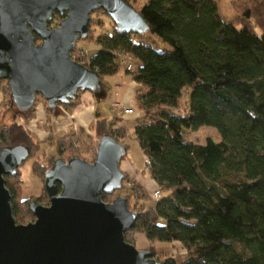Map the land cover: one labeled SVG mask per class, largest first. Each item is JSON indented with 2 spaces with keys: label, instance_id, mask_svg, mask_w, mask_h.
Returning <instances> with one entry per match:
<instances>
[{
  "label": "trees",
  "instance_id": "1",
  "mask_svg": "<svg viewBox=\"0 0 264 264\" xmlns=\"http://www.w3.org/2000/svg\"><path fill=\"white\" fill-rule=\"evenodd\" d=\"M219 1L148 0L135 10L147 33L113 27L97 37L98 52L75 60L100 79L116 73L119 56L133 62L126 73L139 86L135 99L144 111L133 136L159 196L151 208L135 211L134 225L123 236L130 243L127 233L137 231L149 242H176L185 250L177 263L149 248L160 264H264V0H241V17L229 21L219 17ZM183 95L184 109L174 111ZM203 126L214 128L219 141L184 138ZM92 127L116 141L121 130L110 128L98 110ZM0 143L31 150L33 139L13 123L0 132ZM77 143L92 146L72 131L58 140L75 148ZM12 178L4 177L5 187L18 220L21 180L15 185ZM107 195H101L103 202ZM18 199L31 216L28 200Z\"/></svg>",
  "mask_w": 264,
  "mask_h": 264
},
{
  "label": "water",
  "instance_id": "2",
  "mask_svg": "<svg viewBox=\"0 0 264 264\" xmlns=\"http://www.w3.org/2000/svg\"><path fill=\"white\" fill-rule=\"evenodd\" d=\"M99 10L119 32L149 31L123 0H0V81L7 82L19 112L31 109L37 96L55 110L79 91L101 90L100 76L71 59L75 43L88 34L90 15ZM55 13L64 18L50 29ZM28 150L22 145L0 150V264H160L124 240L137 218L125 198L101 200L121 188L123 145L102 135L92 163L56 159L44 172L49 205L30 201L35 220L16 224L4 177L15 175Z\"/></svg>",
  "mask_w": 264,
  "mask_h": 264
},
{
  "label": "rangeland",
  "instance_id": "3",
  "mask_svg": "<svg viewBox=\"0 0 264 264\" xmlns=\"http://www.w3.org/2000/svg\"><path fill=\"white\" fill-rule=\"evenodd\" d=\"M128 1L134 10H139L148 0ZM240 2L241 0H220L217 3V9L221 20L229 21L239 19L241 17V8L243 6L242 3L240 4ZM62 19L63 17L57 14L53 15L47 25L48 28L55 29L59 27ZM90 19L91 22L89 23L90 25L88 24V34L86 38L77 41L72 50L71 59L73 61L76 60L82 63L80 61L81 58L78 50H82L87 58L92 57L101 48L97 43V37L109 34L114 27L111 20L102 14V11L100 10L92 13L90 15ZM34 43L39 45L40 40L36 39ZM122 59L123 58L119 56L118 60H116L117 68L119 70L117 75L113 74L110 75L111 77L108 76V78L102 77L100 79L101 90L93 95L95 99L100 101V103L96 106V110H98L100 114L109 122L110 128H114V122L118 121V119H120L119 123L123 122L124 124V127L118 131V133H116L118 137L117 142L126 147V154L119 163V168L122 171L124 177L121 182V188L107 195V200L105 203H111L117 197H122L127 201L128 210L135 213L138 208L148 209L153 206L155 201L153 194L156 190V187L153 185L148 176L147 169L144 166L145 158L143 157L142 152L133 136V128L135 127L137 121L143 118V109L140 108L137 99H135V102L132 104L133 107L131 108L133 110V114L125 118L124 116L120 117V114L115 113L111 106L112 103L108 104V100H111L110 98H113L115 92H118V85L121 81V78L125 77L126 79L130 80V74L126 73L123 68V64L120 63V60ZM124 60H126V58H124ZM82 92L83 91H79L78 95H80ZM184 96L185 95H183L178 105L174 107V111L181 112L184 109L183 103L187 99ZM76 99L74 100L75 104ZM82 100V97L79 98V104H82ZM91 100H93V98ZM37 101L41 102L44 107H47L46 103L41 98L37 97L35 103H37ZM33 107L28 111L19 112L11 102L7 82L0 81V132H2L4 129H7L13 123H17L21 125L33 139V144L31 145L32 148L27 159L16 170L18 171L17 175L13 176L12 179H9L15 185L17 179L21 180V191L18 194L16 192L15 195V203L17 205L19 218L16 220L15 217H13L16 224H27L35 220L33 215H31L32 217L27 215L25 209H22V204L19 203L18 197L21 199H27V204H29L30 201H35L41 206L49 205L47 195L43 188L44 169H41L40 167L44 166L46 171V169H48L56 159L67 161L73 157L80 158L88 163H92L95 156L94 147L98 138L100 137L98 130H93V127L91 126V133L93 135V141L90 143L92 144L91 147H85L77 143L76 149L75 147H69L67 144H58V140L72 130L68 129L66 132L58 134V136H54V134L49 131L47 124L50 118H48V120L46 119V123L42 121L39 123L34 119L32 120V118H34ZM61 107L65 108V106ZM72 107H74V105L68 106L66 108L69 109ZM30 122H32V124H30ZM184 138L187 141L197 144H204L206 138H210L216 142L220 139L217 131L214 128L206 126L200 127L197 131H186ZM59 145H61V152L57 150V146ZM2 148L5 147L2 143H0V150ZM126 162L138 172L130 176V173L126 168ZM16 191H18V189ZM126 237L130 242L129 244L133 245L138 251L148 252L149 248L153 247L158 257L163 258L169 256L172 257L177 263H181L186 258V252L179 243L149 242L142 233L137 231L128 232ZM153 259L156 260V258Z\"/></svg>",
  "mask_w": 264,
  "mask_h": 264
},
{
  "label": "crops",
  "instance_id": "4",
  "mask_svg": "<svg viewBox=\"0 0 264 264\" xmlns=\"http://www.w3.org/2000/svg\"><path fill=\"white\" fill-rule=\"evenodd\" d=\"M118 72L119 70H117L114 74L117 75ZM105 78H108V76H105ZM118 88V92H115L113 98H110L111 100H108V104H111L112 102H118L124 107L132 108V104L133 102H135L136 98V91L139 89V86L133 81L122 77ZM92 95L93 94L88 91H83L80 95L77 96L76 104L75 101H72L74 103V107L68 109L66 107L63 108L61 106H58L55 110L51 111H47L46 107H44L41 102L37 101V103H35L33 107L34 118H32V120L34 119L39 123L40 121L46 123V119L48 120V118H50L47 124L49 131L54 134V136H58V134L64 133L66 132V130L71 129L78 138L90 144L93 141L91 126L94 122V112L96 110V106L100 103V101L95 99L94 95ZM81 97L83 98V102L81 101L82 104H79V98ZM90 98H93V100H91ZM123 116L127 118L131 115ZM119 120L120 119L114 122L115 126L113 130L122 129L124 127L123 122L119 123ZM32 122H30V124H32ZM126 168L130 173V176L138 172L127 162ZM151 182L156 187L152 180Z\"/></svg>",
  "mask_w": 264,
  "mask_h": 264
},
{
  "label": "built area",
  "instance_id": "5",
  "mask_svg": "<svg viewBox=\"0 0 264 264\" xmlns=\"http://www.w3.org/2000/svg\"><path fill=\"white\" fill-rule=\"evenodd\" d=\"M78 52L80 53V58L85 56V53L82 50H78ZM121 57L123 59L120 61V63L123 64L124 70L126 72H132L133 71V65H132L130 57L127 55H122ZM124 58H126V60H124ZM111 106L114 109L115 113L120 114V116L133 114V110L131 108L124 107L123 105H121L118 102H112ZM148 165H149V161L147 159H144L145 168H147ZM158 196H159V191H158V189H156L154 194H153V197L156 199V198H158Z\"/></svg>",
  "mask_w": 264,
  "mask_h": 264
},
{
  "label": "flooded vegetation",
  "instance_id": "6",
  "mask_svg": "<svg viewBox=\"0 0 264 264\" xmlns=\"http://www.w3.org/2000/svg\"><path fill=\"white\" fill-rule=\"evenodd\" d=\"M36 39H37V38H36ZM77 96H78V94H77ZM37 97H38V96H37ZM37 97H36V98H37ZM35 101H36V99H35ZM35 101H34V104H35ZM34 104H33V105H34ZM60 106H61V105H60ZM29 152H30V150H29Z\"/></svg>",
  "mask_w": 264,
  "mask_h": 264
}]
</instances>
